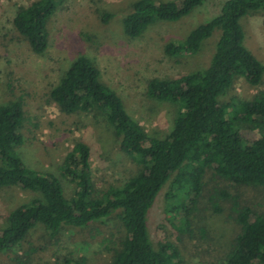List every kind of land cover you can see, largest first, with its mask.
<instances>
[{"label": "trees", "instance_id": "1", "mask_svg": "<svg viewBox=\"0 0 264 264\" xmlns=\"http://www.w3.org/2000/svg\"><path fill=\"white\" fill-rule=\"evenodd\" d=\"M209 0H177L158 3L138 0L123 20L124 34L138 39L157 22H176ZM65 0H35L20 8L14 28L33 53L49 48L48 23ZM264 11V0H227L212 20L191 30L186 38L169 42L171 58L197 54L213 33L220 31L215 53L203 70L175 79H152L147 96L175 107L174 127L164 138L152 137L127 113L119 95L101 80L94 62L80 56L50 92V100L62 113L103 115L113 128L120 150L139 172L121 186L99 191L91 177L90 147L79 143L63 165V176L76 185L71 199L54 174L26 166L18 148L25 144V112L22 99L0 105V191L20 188L40 195L6 214L0 230V256L22 247L37 225L55 238L65 227L88 228L118 213L126 232L111 264H185L177 246L166 241L156 249L150 238L148 214L158 195L170 183L166 195L168 214L191 233L194 214L203 198L208 173L232 186L264 189V93L250 101L222 99L244 79L257 87L264 65L245 46L241 20ZM109 16L104 18L107 21ZM258 133L248 141L243 131ZM231 202L235 236L219 264H264V210L242 205L240 196L224 189L210 197L216 213L221 202ZM63 264H88L68 257Z\"/></svg>", "mask_w": 264, "mask_h": 264}, {"label": "rangeland", "instance_id": "2", "mask_svg": "<svg viewBox=\"0 0 264 264\" xmlns=\"http://www.w3.org/2000/svg\"><path fill=\"white\" fill-rule=\"evenodd\" d=\"M35 0H0V105L22 99L25 112V144L18 148L26 166L54 174L62 182L65 197L71 199L76 185L63 176V165L79 143L92 151L91 177L97 190L121 186L141 169L121 152L119 139L103 115H66L50 100V92L78 57L91 59L101 80L122 99L127 113L152 137L164 138L174 127L175 107L147 96L148 83L155 78L175 79L209 66L220 37L216 30L197 54L171 58L165 54L169 42H178L201 24L216 17L227 0H209L189 16L176 22H157L138 39L123 31L124 18L138 0H65L48 23L49 48L43 55L32 52L14 28L20 8ZM172 3L177 0H155ZM109 16L107 21L104 18ZM246 31L245 46L264 65V11L241 20ZM264 93L262 83L253 87L238 80L222 99L250 101ZM244 137L256 140L258 133L245 128ZM1 164V162H0ZM168 183L148 214L153 246L169 241L177 246L185 264H219L231 247L235 223L231 202H221L216 213L210 197L224 189L240 196L242 205L255 212L264 210V189L232 186L208 173L203 198L194 214L191 233L185 232L168 214ZM40 198L20 188L0 191V230L6 227V214ZM126 232L119 214L95 222L88 228L65 227L52 238L43 225H37L28 240L14 252L0 256V264H63L71 257L85 258L88 264H111L120 250Z\"/></svg>", "mask_w": 264, "mask_h": 264}]
</instances>
